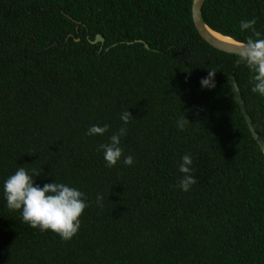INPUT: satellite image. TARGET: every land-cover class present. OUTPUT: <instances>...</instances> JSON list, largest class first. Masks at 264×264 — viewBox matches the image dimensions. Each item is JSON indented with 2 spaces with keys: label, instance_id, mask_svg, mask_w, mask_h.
Instances as JSON below:
<instances>
[{
  "label": "trees",
  "instance_id": "obj_1",
  "mask_svg": "<svg viewBox=\"0 0 264 264\" xmlns=\"http://www.w3.org/2000/svg\"><path fill=\"white\" fill-rule=\"evenodd\" d=\"M191 5L0 0V264H264V156L232 79L262 140L264 97L237 54L199 35ZM202 18L240 42L251 32L239 22L255 18L264 38V0H204ZM213 69L215 88H202ZM122 126L123 156L108 168L97 148ZM188 154L197 183L184 192L175 185ZM19 167L41 172L34 186L85 194L71 240L7 208L3 183Z\"/></svg>",
  "mask_w": 264,
  "mask_h": 264
},
{
  "label": "clouds",
  "instance_id": "obj_2",
  "mask_svg": "<svg viewBox=\"0 0 264 264\" xmlns=\"http://www.w3.org/2000/svg\"><path fill=\"white\" fill-rule=\"evenodd\" d=\"M256 19L242 20L239 22L241 32L246 30L251 35L245 41L239 42L238 58L235 65L243 64L250 75L251 91L264 97V38L261 32L255 28ZM216 70H208V75L200 81L202 88H215L214 76ZM128 110L121 113L120 119L123 125H127L132 119ZM190 122L182 115L176 122L178 130H184ZM109 130V125L90 126L86 136H103ZM127 133L126 127L112 134L109 143L100 144L97 151H103V158L106 167L112 168L123 156V148L120 146L121 137ZM179 164V172L182 178L175 187L184 192H188L191 186L197 183V179L192 175L193 160L190 154L184 155ZM131 155L124 156L123 163L126 166L133 164ZM41 172L32 169L30 172L24 167H19L14 174L10 175L3 183V196L10 211H19L22 222L40 232L51 231L57 234L62 241H69L77 234L80 228V217L84 210L89 206L86 203L85 194L73 187L55 181L46 183L41 187L34 186V177ZM103 196L97 194L96 203L103 207Z\"/></svg>",
  "mask_w": 264,
  "mask_h": 264
},
{
  "label": "water",
  "instance_id": "obj_3",
  "mask_svg": "<svg viewBox=\"0 0 264 264\" xmlns=\"http://www.w3.org/2000/svg\"><path fill=\"white\" fill-rule=\"evenodd\" d=\"M204 4V0H192V5H191V10H192V20L194 23V26L196 28V30L198 31L199 35L207 42L209 43L211 46L228 52V53H232V54H237L239 53L240 49H239V42L235 39H233L232 37L228 36V35H224L216 30H213L212 28H210L203 20L202 18V6ZM213 31L221 36L227 37L228 39H230L232 42H224L221 39L216 38L214 35H212L209 31ZM103 42V38L97 34L95 36V39L92 41L94 43L96 42ZM145 46L147 47V45L145 44ZM232 92H233V98L234 101L238 104L241 113L243 115V117L245 118V121L249 127V130L251 132L252 137L257 141V144L260 148V150L263 153L264 156V140L262 139H258V135L255 132L254 128L251 125V120L246 112L245 106H244V102L240 96V92L237 86V83L232 79Z\"/></svg>",
  "mask_w": 264,
  "mask_h": 264
},
{
  "label": "bare ground",
  "instance_id": "obj_4",
  "mask_svg": "<svg viewBox=\"0 0 264 264\" xmlns=\"http://www.w3.org/2000/svg\"><path fill=\"white\" fill-rule=\"evenodd\" d=\"M208 31H209L212 35H214L216 38L221 39V40H223L224 42H232V41H231L230 39H228L227 37L221 36V35H219V34L213 32V31H211V30H209V29H208Z\"/></svg>",
  "mask_w": 264,
  "mask_h": 264
}]
</instances>
